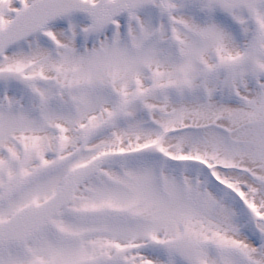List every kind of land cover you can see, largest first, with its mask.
Listing matches in <instances>:
<instances>
[{"label":"snow or ice","instance_id":"snow-or-ice-1","mask_svg":"<svg viewBox=\"0 0 264 264\" xmlns=\"http://www.w3.org/2000/svg\"><path fill=\"white\" fill-rule=\"evenodd\" d=\"M0 264H264V0H0Z\"/></svg>","mask_w":264,"mask_h":264}]
</instances>
